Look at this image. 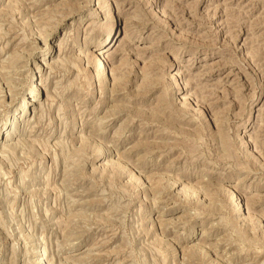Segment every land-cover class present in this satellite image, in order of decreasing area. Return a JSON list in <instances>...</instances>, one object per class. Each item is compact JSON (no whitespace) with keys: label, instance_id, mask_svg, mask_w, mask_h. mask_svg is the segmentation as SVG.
<instances>
[{"label":"rangeland","instance_id":"obj_1","mask_svg":"<svg viewBox=\"0 0 264 264\" xmlns=\"http://www.w3.org/2000/svg\"><path fill=\"white\" fill-rule=\"evenodd\" d=\"M0 264H264V0H0Z\"/></svg>","mask_w":264,"mask_h":264},{"label":"bare ground","instance_id":"obj_2","mask_svg":"<svg viewBox=\"0 0 264 264\" xmlns=\"http://www.w3.org/2000/svg\"><path fill=\"white\" fill-rule=\"evenodd\" d=\"M105 64H106V61H104V58H102V63H100V65L98 67V72L99 73H103V72L107 71V69H108L107 66L108 65H105ZM39 92H40V88L38 87V84H34V88L31 91H29L28 93L25 94L24 99L22 101V104L20 106L16 107V109H14L10 113V116H9L8 120L5 122L3 129L4 128L7 129L8 126H10L11 120L18 119L20 117V113L23 111L25 104L33 103L34 102L33 98H35V97L37 98V96L39 95ZM235 193L236 192L233 190L232 191L233 196L237 197V195ZM240 203H241V201H238V206L243 207V204L241 205Z\"/></svg>","mask_w":264,"mask_h":264}]
</instances>
